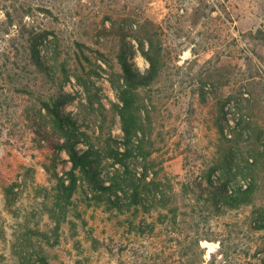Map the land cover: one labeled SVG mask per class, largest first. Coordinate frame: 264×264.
Segmentation results:
<instances>
[{
  "label": "rangeland",
  "instance_id": "374dc122",
  "mask_svg": "<svg viewBox=\"0 0 264 264\" xmlns=\"http://www.w3.org/2000/svg\"><path fill=\"white\" fill-rule=\"evenodd\" d=\"M142 27L160 40L162 62L158 78L134 91L128 144L117 114L118 55L126 51L127 61L148 70L135 39ZM259 30L264 35V0H0V264H42V255L48 264H168V256L187 263L182 247L227 225L243 231L236 243H247L252 209L264 208ZM32 31L44 34L40 64L27 43ZM46 104L58 105L69 124L60 126ZM68 144L96 163V177L78 173L69 200L59 182L68 183L72 163L66 148L58 150ZM247 161L256 171L253 204L217 211L207 174L217 167L233 185L251 183L238 168ZM118 182L127 195L101 188ZM116 192L121 208L110 201ZM165 217L167 226L148 230ZM204 245L209 259L216 245ZM241 248L243 261L253 251Z\"/></svg>",
  "mask_w": 264,
  "mask_h": 264
},
{
  "label": "trees",
  "instance_id": "16d2710c",
  "mask_svg": "<svg viewBox=\"0 0 264 264\" xmlns=\"http://www.w3.org/2000/svg\"><path fill=\"white\" fill-rule=\"evenodd\" d=\"M7 17H10V14H6ZM144 29L138 30V35H136L135 39L138 42V49L143 57L149 62V68L144 73L140 72L136 67H134L129 61L126 59V51L121 50L118 55V62L120 64L122 75H123V86L119 88L118 98L121 102L119 106H117V114L120 117L121 129L124 133V138L129 144L131 142L132 137L134 136L136 129V119L133 114V107L135 105V93L141 86H146L155 81L160 74V66L162 62V49L160 40L154 37V34L149 32L147 28L142 27ZM142 33V35H141ZM260 38H263V32L261 30L258 31ZM44 34L37 32H29L27 43L30 46L32 57L35 59L36 63H39V48L38 46L42 43V39ZM148 44V48L146 49V45ZM44 108L47 109L48 113H50L56 122L62 126L63 124H69L70 117L62 114L58 109V105L54 107H50L49 105H45ZM222 131V129H221ZM62 148H66L69 156V162L72 163L70 170L66 171V176L68 178V183L65 184V180H60L59 182V193L60 197L69 200L73 193L76 190L77 182L79 175L81 173L90 172L94 177H96V172L94 170L95 160L90 151H78L74 145H59L58 150ZM118 157V154H115ZM232 155V154H231ZM118 161L120 159L117 158ZM115 159V162L117 161ZM247 165L239 166L238 168L241 171H244V174L250 176L252 182L246 188H242L238 184L235 185L234 192L232 194H228L226 186L228 182L231 181V177L227 175L224 178V174L220 173L216 182L211 179V176L214 171L217 170L213 168L209 171L206 176V185L208 187V194L215 196L217 199V211H225V207L229 209H233L234 211H240L242 208L251 206L253 204V195L257 190V184L255 183V164L249 163L247 161ZM254 166V167H253ZM79 173V175H78ZM129 174V173H128ZM146 176V175H145ZM144 176V178H145ZM131 180V176H129ZM230 179V180H229ZM125 181V179H123ZM154 185L155 183L152 182ZM102 190H110L117 189V192L122 191L123 194L127 195L128 191L124 190V186L120 185V183H115L114 187H106L101 186ZM150 191V190H149ZM115 193V196L110 197V201L113 202V198H119L118 193ZM131 198L135 202H138L140 191L138 187H134L132 191ZM150 194V192H147ZM64 194V197L62 195ZM157 186L155 184V190L152 192L153 202L155 201L158 204L160 201H157L156 198L158 196ZM114 198V199H115ZM163 198V196H162ZM165 199V197H164ZM115 206V208H121V204L116 202L111 203ZM167 217L164 219L158 218L155 224H151L148 227L149 231H154L157 225H168L166 222ZM173 226L177 228V216H173ZM132 223H130L131 225ZM226 227V226H224ZM229 226L227 225V230ZM245 232H248L251 236H247V234H243L244 237L248 239V242L243 244L242 246L239 243H236L234 239L235 233L242 235V232L237 231H225V233H214V237L210 238L209 235H197L194 243H190L185 247H182L184 251L181 252L183 257L188 259V262H183V260H179L178 264H264V238H257V234L264 231V208L258 207L256 209H252L251 218L248 223L245 224ZM258 242H255V241ZM212 242L216 245V249L210 254L209 259H205V245L204 242ZM180 247L181 244L179 243ZM196 245L199 250V253L196 252ZM241 247H245L244 249L253 251L252 254L248 252H244L243 261L239 259L237 256V249L240 248V251H243ZM176 252V251H175ZM177 253V252H176ZM180 253V252H179ZM174 255V253H173ZM42 264H48L46 258L42 255L39 257ZM199 259V261H198ZM166 262L168 264H174L175 262L171 261L170 256L167 257Z\"/></svg>",
  "mask_w": 264,
  "mask_h": 264
},
{
  "label": "built area",
  "instance_id": "2783aa9c",
  "mask_svg": "<svg viewBox=\"0 0 264 264\" xmlns=\"http://www.w3.org/2000/svg\"><path fill=\"white\" fill-rule=\"evenodd\" d=\"M225 110H227V107H225ZM228 116V115H227ZM229 124L232 125L233 121L228 120ZM227 137H231V134L226 130L225 131ZM220 175L219 170H216L213 172L211 179L216 182L218 176ZM238 185L241 186L242 188H246L249 185L248 179H240L238 182ZM235 185H233V181L228 182L226 189L228 191V194H232L234 192Z\"/></svg>",
  "mask_w": 264,
  "mask_h": 264
}]
</instances>
